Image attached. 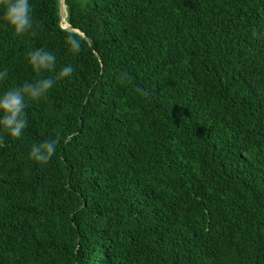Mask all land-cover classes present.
<instances>
[{
    "label": "trees",
    "instance_id": "trees-1",
    "mask_svg": "<svg viewBox=\"0 0 264 264\" xmlns=\"http://www.w3.org/2000/svg\"><path fill=\"white\" fill-rule=\"evenodd\" d=\"M64 3L0 23V89L75 67L0 131V264H264V0Z\"/></svg>",
    "mask_w": 264,
    "mask_h": 264
},
{
    "label": "clouds",
    "instance_id": "clouds-1",
    "mask_svg": "<svg viewBox=\"0 0 264 264\" xmlns=\"http://www.w3.org/2000/svg\"><path fill=\"white\" fill-rule=\"evenodd\" d=\"M0 23L6 24L17 36L30 33L35 23L32 0H0ZM66 45L73 55L81 51V39L75 33L67 35ZM25 59L36 73L48 72L49 75L0 89V131L12 138L21 137L28 125L26 108L29 102L45 97L58 81L71 79L75 72L71 63L57 68L56 54L42 47L30 48ZM7 78L8 70L0 69V81ZM57 146V138L35 142L31 144L29 157L46 164L57 152Z\"/></svg>",
    "mask_w": 264,
    "mask_h": 264
},
{
    "label": "water",
    "instance_id": "water-1",
    "mask_svg": "<svg viewBox=\"0 0 264 264\" xmlns=\"http://www.w3.org/2000/svg\"><path fill=\"white\" fill-rule=\"evenodd\" d=\"M59 11H60V19L61 20H65L66 17V10H65V3L64 0H59ZM62 27H66L67 29H72V27H68L67 25H63ZM75 31L80 32L79 29H75ZM84 37H86V35L82 32H80Z\"/></svg>",
    "mask_w": 264,
    "mask_h": 264
},
{
    "label": "rangeland",
    "instance_id": "rangeland-1",
    "mask_svg": "<svg viewBox=\"0 0 264 264\" xmlns=\"http://www.w3.org/2000/svg\"><path fill=\"white\" fill-rule=\"evenodd\" d=\"M80 1H84V0H80ZM62 21H64V20H62ZM63 25H65L64 23H62Z\"/></svg>",
    "mask_w": 264,
    "mask_h": 264
}]
</instances>
